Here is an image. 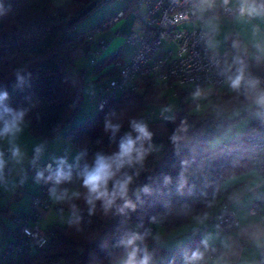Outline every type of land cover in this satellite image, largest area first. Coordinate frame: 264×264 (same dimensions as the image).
I'll return each mask as SVG.
<instances>
[{
  "label": "trees",
  "instance_id": "trees-1",
  "mask_svg": "<svg viewBox=\"0 0 264 264\" xmlns=\"http://www.w3.org/2000/svg\"><path fill=\"white\" fill-rule=\"evenodd\" d=\"M92 1H96L95 6L103 2L71 0L56 7L52 0H0V94L8 93V98L0 101V116H4L5 106L14 111L23 110V122L36 138L51 140L71 122L77 110L84 80L83 69L74 66L72 52L78 48L88 50L95 31L102 30L99 28L105 20L119 12H122L120 17L125 15V11L120 10L96 27L76 34L73 32L74 24L88 13L83 14V11ZM253 1L264 11V1ZM130 3L133 4V0ZM133 11L137 17L134 4ZM89 36H92L91 40ZM102 41L105 46V41ZM117 56L115 54L106 60L113 62ZM236 58L264 87V64L240 50ZM91 61L92 65L98 64L96 59ZM111 76L108 67L103 77L109 79ZM18 77H23V81ZM133 86L110 100L104 109H97L90 120L66 132L65 138L75 142L80 156L79 161L71 165V180L55 185L58 195H63L55 206L59 207L58 212L70 209L73 216L67 224L49 225L50 244L44 248H31L18 259L17 264H54V258L63 264H124L131 249L121 241L132 233L144 237L136 242L140 249L137 259L146 250L151 257L150 264H185V256H190L195 250L202 252L203 257L215 251L203 241L202 228H190V223L200 217H209L217 209L220 199L227 193L220 187L224 180L251 168L244 136L264 117V109L239 136L210 148L207 138L230 125L222 110L246 103L254 105L252 110L257 107L253 103L254 95L238 92L216 95L213 90L210 96L221 103L218 110L206 118L189 115L190 106L182 102L180 117L184 131L181 132L173 118L153 110L155 106L167 104L166 98L161 96L167 87L152 86L145 78L139 84L142 91H135L136 85ZM201 89V86H193L190 92ZM188 93L183 88L177 90L181 99ZM141 112L144 115H140ZM148 114L151 117L147 119ZM106 117L121 125L115 139L104 130ZM133 119L147 124L152 132L151 145L160 147L149 152L142 166L125 168L120 174L132 176L128 198L136 208L134 211L125 209L121 213L118 208L123 201L118 199L109 209L108 217L104 216L100 201L95 202L90 212L92 206L86 201L87 189L82 186L78 173L84 164L92 163L97 152L111 154L117 151L119 139L131 131L130 121ZM2 127L3 120L0 119ZM173 135L180 137L175 143ZM148 143L145 142V147ZM145 187L149 189L147 193L142 191ZM158 229L165 232L167 242L174 241L173 246L167 248L155 240Z\"/></svg>",
  "mask_w": 264,
  "mask_h": 264
},
{
  "label": "built area",
  "instance_id": "built-area-1",
  "mask_svg": "<svg viewBox=\"0 0 264 264\" xmlns=\"http://www.w3.org/2000/svg\"><path fill=\"white\" fill-rule=\"evenodd\" d=\"M133 4L142 28L124 35V42L132 49V54L126 60L117 58L111 62L109 70L112 76L99 87L97 93L89 95L97 109H104L110 100L134 87L135 81L144 78L152 86L170 88L174 95H177L178 89L189 86L208 87L212 90L220 87L232 89L229 78L235 77L241 69L232 68L229 63L237 57L239 50L244 53L247 51L242 40L236 37L225 51L216 52L203 28L194 25L178 28L184 22H203L204 18L199 15V11L207 5L205 0H133ZM217 11L220 16L229 18L240 12V8H232L229 3L225 5L220 0ZM121 15L122 12H119L115 17L105 20L99 30L117 21ZM116 33L120 34V31L117 30ZM88 39L91 40L92 36ZM102 48L104 45L101 40L97 53ZM253 58L264 64V54L254 53ZM242 71L244 85L234 92L255 95L254 90L245 87L246 82L256 80L255 77L247 70ZM258 87L264 88L260 82ZM187 105L191 107L195 105V101L190 100ZM150 117L151 114L146 116L147 119ZM244 142L248 146L251 169L264 175V117L246 133ZM73 145L77 148L74 141ZM151 146L152 151L160 149L157 145ZM0 153L5 158L9 150L1 148ZM54 169L55 165L51 162L40 164L35 169L34 178L39 182V192L31 198L29 213L13 216L15 228L0 252V264H17L18 259L31 248H44L50 244V231L47 227L42 228L39 222L46 211L58 210L56 203L49 198L50 189L55 185L48 177L53 174ZM37 173H43V178L38 179ZM10 174L11 167L6 165L0 171V180L6 179ZM247 209L253 215L259 214V201H252ZM208 219L217 228L226 231L239 226L235 210L224 202L218 205ZM215 253L216 251L210 253L208 257H213ZM260 262L264 263V253Z\"/></svg>",
  "mask_w": 264,
  "mask_h": 264
},
{
  "label": "crops",
  "instance_id": "crops-1",
  "mask_svg": "<svg viewBox=\"0 0 264 264\" xmlns=\"http://www.w3.org/2000/svg\"><path fill=\"white\" fill-rule=\"evenodd\" d=\"M215 1L211 0V3H207L199 11V15L204 18L202 23L206 21V17L217 12L218 8L215 7ZM69 2L70 0H52V4L56 7L63 6ZM235 8L237 7L235 6ZM218 16L220 17V15ZM227 19L230 32L227 41L228 45L230 43L233 44L235 38L239 37L243 43L251 42L258 49L257 52L259 54H264V19H260V24L258 23L257 25L252 22L245 12L243 14L237 12ZM119 20L110 26L118 23ZM108 28H105L107 30L102 29L103 31L101 30L102 32H98V34L94 33L87 50L96 54L94 60L98 61L97 65L102 64L98 68H96L97 65H92L91 61L86 68L83 66L76 67L74 64L77 69L83 68L84 86L82 93L85 92L88 95V99L91 93L97 92L99 87L107 81L105 80L107 77H103V75L108 69L111 59H106L118 54L117 58L126 60L132 54L130 47L128 49L124 48V35H115ZM138 29L140 27L136 30ZM100 40L105 41V46L100 50L101 53L99 52V54L97 53V47ZM246 53L250 58H253V55H249L247 51ZM229 64L232 68L247 70L243 62L236 57ZM204 89L206 87L202 88L201 91H204ZM70 128L65 129L64 132L60 130L51 140L45 141L32 136L28 130L27 123L22 122L21 131L14 137H0V149L7 148L9 150L8 156L2 158L3 168L6 165L11 167V174L6 179L0 180V252L3 250L5 243L11 238L15 228L12 220L13 216L20 213H29L31 211V198L39 192V182L34 178L35 165L46 162L57 165L58 160L64 159L67 161L72 157L75 150L78 152L73 143L65 138V134ZM64 143L73 150L69 149L67 155H58L56 161H51V157L54 155L51 151ZM38 144L40 146L44 144L43 150L38 155V162L35 163L36 161H34L30 166L31 158L35 155ZM14 148L19 149L18 156H13ZM45 153L48 156H45ZM25 170L30 171V183H24L27 180L25 174L22 176ZM220 187L227 193L222 196L219 204L225 202L231 209L235 210L239 226L226 231L217 228L209 221L207 216L200 217L204 220V224L198 226V228H202L201 237L209 248L215 249L216 253L213 257H204L199 264H264L260 262L261 255L264 253V175L258 174L250 168L224 180ZM49 198L52 202L57 201L51 195ZM254 200H258L260 203V213L253 215L248 211L247 206ZM43 215V218H49L50 211H46ZM49 225L51 224L46 223L45 227Z\"/></svg>",
  "mask_w": 264,
  "mask_h": 264
},
{
  "label": "rangeland",
  "instance_id": "rangeland-1",
  "mask_svg": "<svg viewBox=\"0 0 264 264\" xmlns=\"http://www.w3.org/2000/svg\"><path fill=\"white\" fill-rule=\"evenodd\" d=\"M219 2L220 0L215 1L216 8H218ZM234 5L236 7L241 8L242 0H231L230 6L232 8H235ZM249 6H254L256 8V11L251 15L248 13V11H245V13L252 20V22L258 25L260 19L261 20L264 19V12L261 11V9L257 6V4H255L253 0H247V3L244 5L245 8H248ZM120 10L125 11V15L123 17H120V20L118 23H115L114 25L110 26L111 24L115 22L113 21L110 25H107L105 28H108L110 26L108 29H110L111 33L115 35H119L116 33V30H120L122 32V34L120 32V35L123 36L127 34L129 31H131L132 29L136 30L137 28L140 27L141 23L137 19L135 12L133 11V4L130 3V0H103V2L95 6L84 17H82L80 20L75 22L74 27H73V32H75L76 34H82L96 27L106 17H111V16L116 15V13ZM218 15L219 13L217 11L214 14L206 17V21L204 23H199L198 21H195L194 23L191 21L184 22L180 24L178 28H189V27H192L193 25L196 27L203 28L209 35V42L211 46L217 51H223L231 45V43L228 45V42H227L228 35L230 34L229 24H228L229 22L225 16L219 17ZM104 30H107V29H104ZM102 31L97 30L95 31V33L98 34V32L100 33ZM123 42H124V36H123ZM124 44H125L124 48L128 49L129 46L125 42ZM244 46L249 55H253L254 53L259 54L257 52L258 49H256L252 45L251 42L244 43ZM71 56L72 58H74L73 61L76 67L83 66L84 68H86V66L89 65L92 58L93 59L95 58L96 54H94L93 52L87 51L85 48H78L72 52ZM107 79L108 78H105V80ZM139 84H140V80L135 81V85H136L135 91H142V88L139 87ZM192 88L193 86L183 88V91L188 90L189 93L188 95L184 96L182 99L180 98V95H174L170 88H165L161 92V96L166 98L167 104L162 105V106H155L153 109L154 112L161 113L164 117L173 118L175 125L181 132L184 131V125L180 117V112L182 110V102L184 104L190 100L195 101V105L191 106L188 109V113L189 115H194L197 118H206V117L211 116L213 113L216 112V110H218V107H219L218 105L221 103V101L218 100L217 98L215 99L210 96L213 91L211 90V88L206 87L204 91L199 92V95H196L197 92H194V93L190 92ZM208 90L210 93L208 92ZM84 93L81 94V97L77 104V110L71 122L63 126V128L61 129L62 132H64V130L69 127L78 126L79 124L90 120L97 113L96 104L90 101L88 99V95ZM232 93H234V90L223 88V87H220L215 90L216 95L232 94ZM253 106L254 105L252 103H246V104H238V105L225 107L222 110V112L230 120V125H228L223 130L219 131L217 134L209 136L206 140L208 146L210 148L217 147L223 143L231 141L234 137L239 136L243 131H245L248 125L252 122L253 118L257 117L261 111V108H258V107L250 110L251 108H253ZM140 115H144L143 112H141ZM154 116L155 118L158 117L156 115ZM71 142L73 143V141ZM37 146H38L37 149H39V151L36 150L35 155L32 157L33 160L31 158L32 162L30 163V166L34 163V161H36L35 163L38 162V158H39L38 155L43 150L44 144H41V146L40 144H38ZM69 149L71 148H69L67 144L65 143L58 145L57 148L51 151L54 154L53 157H51V161H56V158L58 155L60 156L67 155ZM72 150L73 149H71V151ZM44 155L48 156L46 155V153ZM79 156L80 154L76 152L75 150L72 157L67 160V164L72 165L78 162ZM38 166L39 165H35V169ZM29 173L30 171H27V170H25L22 173V176H24V174L27 176V180L24 183L31 182V176ZM57 209H58L57 211H59V207ZM57 211L54 209L51 210L49 218L48 217L42 218L40 220L39 222L40 226L42 228H45L46 223L53 224L54 222L64 225V224H67L73 216V213L70 209H65V210H62L61 212H57ZM103 213L105 217H108L111 211L110 210L105 211L103 208ZM202 224H204V220L203 218H199V219H195L194 221H192L189 227L194 228ZM165 235H166L165 232L158 229L155 234V240L159 242L162 246L169 248L173 246L174 241L171 240L167 242L166 239L168 238ZM54 264H63V261H60L57 258H54Z\"/></svg>",
  "mask_w": 264,
  "mask_h": 264
},
{
  "label": "clouds",
  "instance_id": "clouds-1",
  "mask_svg": "<svg viewBox=\"0 0 264 264\" xmlns=\"http://www.w3.org/2000/svg\"><path fill=\"white\" fill-rule=\"evenodd\" d=\"M206 3H211V0H205ZM224 4L227 5L229 0H223ZM247 0H242V6L240 12L243 14L245 11L251 15L256 11L254 6L245 8L244 5ZM22 82L23 77H18ZM230 87L233 90L241 89L244 85L243 71H238L235 77H230ZM259 81L249 80L246 82V89L254 90L255 95L253 96V103L261 109H264V88H259ZM199 95V92L196 93ZM8 98V93L5 91L0 94V101H4ZM4 116H0L3 120V127L0 128V137L15 136L21 131V124L25 112L14 111L12 108L5 106L3 108ZM8 117V118H5ZM121 125L114 124L107 117L104 122V130L111 133V137L115 139L116 134L120 131ZM131 131L125 133L120 137L118 142V150L106 154L103 152H97L94 156L92 163L84 164L78 175L82 180V186L87 189L86 201L89 205L90 212L95 207V202L100 201L105 211L111 209L116 201L122 200L123 204L118 208V211L123 213L125 209L135 210L136 205L128 198L129 185L132 183V176L124 173L120 175L122 170L125 168H133L136 165H143V161L152 149L151 139L152 132L149 130L146 123L143 121H137L135 119L130 121ZM135 133V136L133 135ZM180 139L179 136L173 135L172 141L175 143ZM145 142L148 143V147H145ZM39 151V149H37ZM2 153H0V171L3 169ZM19 155V149H13V156ZM57 169L54 174L48 177V180L52 181L54 185H59L64 181H70L72 178V166L67 164V161L60 159L57 161ZM67 168V171H65ZM37 178H43V173H37ZM167 179V178H166ZM111 184V187L109 185ZM142 191L147 193L149 189L143 188ZM50 195L53 199L60 200L63 196L57 195L56 187L50 189ZM66 195V192H65ZM143 236L138 233H132L126 240L121 243L131 250L127 254V259L124 264H150L151 257L145 250L144 255L137 259V253L140 251L136 247L137 241H142ZM203 253L199 250H195L190 256H185V264H197V262L203 260Z\"/></svg>",
  "mask_w": 264,
  "mask_h": 264
},
{
  "label": "water",
  "instance_id": "water-1",
  "mask_svg": "<svg viewBox=\"0 0 264 264\" xmlns=\"http://www.w3.org/2000/svg\"><path fill=\"white\" fill-rule=\"evenodd\" d=\"M96 5V1H92L89 5H87L86 9L83 11V14L89 12Z\"/></svg>",
  "mask_w": 264,
  "mask_h": 264
}]
</instances>
